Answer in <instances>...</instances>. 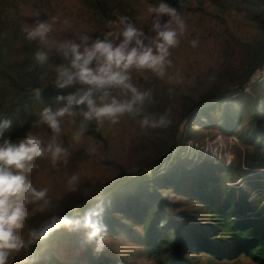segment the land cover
Here are the masks:
<instances>
[{
    "label": "rangeland",
    "instance_id": "1",
    "mask_svg": "<svg viewBox=\"0 0 264 264\" xmlns=\"http://www.w3.org/2000/svg\"><path fill=\"white\" fill-rule=\"evenodd\" d=\"M157 3L158 0H0V63L14 77H22L27 88L40 86L39 77L43 75L45 87L54 89L51 80L56 66L63 61L52 49L49 64L35 66L32 55L42 45L24 39L25 27L37 19L52 22L54 18L49 40L58 44L78 39L81 33L95 38L112 30L120 16H127L147 33L150 20L146 10ZM169 5L187 24L179 44L171 49L172 65L168 69L169 75L178 74L179 83L133 74L137 87L152 90V102L145 105L143 114H164L169 123L141 127L140 116L127 115L116 124L105 121L97 126L92 121L85 127L81 144L72 145L71 133L81 120L76 116L75 123L66 121L61 139L68 156L55 168L47 160L38 161L39 169L28 175L34 187L47 189V202L27 205L30 214L22 230L25 246L11 251L7 264H155L140 225L128 230L129 224L124 223L123 227L115 225L104 230L97 249V239L87 240L85 229L62 221L82 218L96 206L83 209L81 204L108 197L120 188L123 179L155 177L178 165L189 169L201 161L211 164L203 177L195 174L189 182L188 192L195 193L194 197L173 192L166 195L175 204L171 212H182V220L196 221L195 212L201 225L211 222L216 209L227 201L231 206L225 210L233 213L238 211L240 199L250 201L255 209L264 206V148L257 143L261 137L255 135L253 104V100L258 101L261 114L264 0H185L177 6ZM193 39L198 41L195 47L190 44ZM219 93L231 94L213 102L211 98L199 102L203 95ZM21 95V90L0 77V118L11 121L0 140L21 139L39 111L49 106L43 102L20 103ZM90 145L95 151L87 150ZM73 175L77 179L69 184ZM125 189L122 186L120 191ZM211 210H215L212 215ZM30 230L43 231L44 235L29 243ZM200 264L254 263L241 255L225 261L201 256Z\"/></svg>",
    "mask_w": 264,
    "mask_h": 264
},
{
    "label": "clouds",
    "instance_id": "2",
    "mask_svg": "<svg viewBox=\"0 0 264 264\" xmlns=\"http://www.w3.org/2000/svg\"><path fill=\"white\" fill-rule=\"evenodd\" d=\"M146 11L150 20L147 33L127 16H120L113 22L115 27L112 30L95 38L81 33L78 39H66L58 44L49 40L54 18L52 22L37 19L22 30L26 41L42 45L32 55L35 66L48 65L52 49L63 61L56 66L51 80L57 92L55 100L60 106H44L18 141L0 140V264H7L11 251L25 246L22 230L30 214L27 205L47 202V189L34 187L28 175L39 169L38 161L47 160L53 168L58 162L65 161L68 148L61 138L66 121L75 123L73 118L76 116L81 120L80 126L71 133L72 145L81 144L85 127L92 121L97 126L105 121L116 124L127 115L140 116L141 127L156 128L169 123L164 114H143L145 105L152 102V90L137 87L133 74L143 79L152 76L179 83L178 74L175 77L169 75L168 69L172 65L171 49L179 44L187 24L178 10L165 0H158ZM197 43L195 39L190 41L192 47ZM39 80L42 82L40 86L31 90L36 99L40 98L47 84L43 75ZM10 124L9 119L0 118V135ZM87 150L95 151V148L90 145ZM76 179L73 175L68 183ZM102 212L98 205L82 218L62 223L85 229L86 239H97L99 249L100 234L104 231L100 220ZM42 235L43 231L30 230L27 242Z\"/></svg>",
    "mask_w": 264,
    "mask_h": 264
},
{
    "label": "trees",
    "instance_id": "3",
    "mask_svg": "<svg viewBox=\"0 0 264 264\" xmlns=\"http://www.w3.org/2000/svg\"><path fill=\"white\" fill-rule=\"evenodd\" d=\"M184 1L165 0L175 6ZM0 77L22 91L20 103L43 102L49 106L57 105L55 89L50 86L43 88L40 98L36 99L31 91L34 87L27 88L22 77H14L1 63ZM225 94H206L199 102H206L210 98L213 102ZM257 102L253 100L256 106L255 135L261 137V143H257L264 148V101L261 104V114ZM210 167L211 164L207 161H201L189 169L174 166L155 177L143 175L126 178L120 182V188L108 197L96 203L90 200L80 206L84 209L90 205H99L103 209L100 220L104 230L109 231L115 225L123 227L124 223L129 224L128 230L137 225L142 226L146 246L152 252L155 264H200L201 256L225 261L241 255L248 257L254 264H264V206L255 209L250 201L240 199L238 211L233 213L225 210V207L231 206L227 201L216 211L211 210L209 214L212 215L215 211L216 217L202 225L197 222L195 212L196 221L182 220V212L175 215L171 212L175 204L168 201L166 195L173 192L194 197L195 193L188 192L189 182L195 174L198 178L203 177ZM122 186L126 187L125 191H120Z\"/></svg>",
    "mask_w": 264,
    "mask_h": 264
},
{
    "label": "water",
    "instance_id": "4",
    "mask_svg": "<svg viewBox=\"0 0 264 264\" xmlns=\"http://www.w3.org/2000/svg\"><path fill=\"white\" fill-rule=\"evenodd\" d=\"M228 94H231V93H226L225 95H228ZM224 96V95H223Z\"/></svg>",
    "mask_w": 264,
    "mask_h": 264
}]
</instances>
